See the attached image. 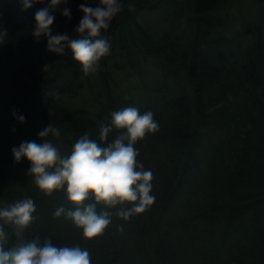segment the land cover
<instances>
[{
  "label": "trees",
  "instance_id": "16d2710c",
  "mask_svg": "<svg viewBox=\"0 0 264 264\" xmlns=\"http://www.w3.org/2000/svg\"><path fill=\"white\" fill-rule=\"evenodd\" d=\"M50 2L25 10L22 0H0V29L7 32L0 44V206L32 199L36 219L26 236L49 238L57 246L79 244L90 252L92 264H264V50L259 49V30L251 29L258 23L222 31L217 13L228 0H123V11L107 31L101 30L111 47L99 66L105 69L104 84L110 60L125 78H139L138 99L108 90L97 117L88 119L82 110L59 103L82 66L70 50L63 56L51 53L45 37L37 42L32 35L36 11ZM259 2L264 6V0ZM84 3L67 0L56 7L53 35L77 36L74 29L83 17ZM87 4L95 7L99 0ZM64 8L70 10V19L63 16ZM247 37L253 48L241 44ZM115 46L119 59L111 55ZM46 64L51 66L44 70ZM146 64L153 69H146ZM249 86L258 92L251 94ZM247 94L243 106L235 102ZM130 106L141 113L152 111L159 124L158 132L135 145L140 163L154 177L156 199L144 213L127 221L113 214L102 236L86 240L71 220L54 215L58 207L74 208L64 190L49 196L34 185L23 194L3 181L7 170L19 168L24 160L17 162L12 149L25 142L28 117L41 130L49 124L59 128V137L47 139L68 146V156L84 133L102 145L111 142L119 133L114 130L107 142L99 141L100 125L110 124L112 112ZM255 110L261 114L258 122ZM199 157L208 171L202 194L210 191V201L206 198V208L198 206L191 217L194 224L189 223L191 232L185 235L188 246L167 247L161 242L175 225L184 190L190 198L186 211L193 212L186 206L192 205L195 194L197 181L193 189L191 182L199 178ZM97 210L116 211L103 205ZM147 224L156 226L146 232ZM158 226L162 229L154 231ZM169 252L175 255L168 257Z\"/></svg>",
  "mask_w": 264,
  "mask_h": 264
},
{
  "label": "clouds",
  "instance_id": "9594fccd",
  "mask_svg": "<svg viewBox=\"0 0 264 264\" xmlns=\"http://www.w3.org/2000/svg\"><path fill=\"white\" fill-rule=\"evenodd\" d=\"M37 2L43 0H22L23 8L27 10ZM62 3L66 4L67 0H51L46 7L36 11L32 35L37 42L45 37L51 53L63 56L66 49L70 50L84 74H94L98 62L109 54L111 47L108 38L101 37V30L107 31L112 20L123 11V0H99L95 7L85 0L80 5L83 17L74 29L76 37L53 35V12ZM129 8L134 10L132 5ZM62 14L71 18L67 8ZM6 36V30L0 29V44L5 42ZM50 66L46 64L44 70ZM12 115L19 122L25 119L16 112ZM114 130L119 134L107 142ZM158 131L159 124L152 111L141 113L137 107L130 106L112 112L110 124L100 125L99 141L107 142L105 145L84 133L74 143L71 154L63 156L47 139L50 135L59 137L60 129L49 124L38 133L44 139L42 144L22 142L12 149V154L17 162L21 158L30 162L28 174L34 177L36 186L46 195L51 196L60 190L66 192L74 208L58 207L54 215L71 220L77 229L82 230L86 240H92L104 234L113 214L127 221L154 204L153 173L145 170L137 159L139 151L135 145ZM90 200L95 202H88ZM126 204L131 206L124 207ZM97 205L116 211H98ZM35 212L36 205L30 198L0 206V264H92L90 252L79 244L57 246L49 238L26 236V230L36 219ZM119 230L123 231V227Z\"/></svg>",
  "mask_w": 264,
  "mask_h": 264
},
{
  "label": "rangeland",
  "instance_id": "374dc122",
  "mask_svg": "<svg viewBox=\"0 0 264 264\" xmlns=\"http://www.w3.org/2000/svg\"><path fill=\"white\" fill-rule=\"evenodd\" d=\"M219 11L217 13V17L219 16L221 18V19L220 18L218 19L221 20L222 22V25H221L222 31H227V29H229L228 33L234 32L233 30L237 28L241 29L242 26L247 27L249 25L258 23L259 25L257 24V26H252L253 28L251 29L259 30L260 37L262 38V48H259V49L261 52H262V49L264 50V6H261L259 0H228V3L224 5L222 11L221 12ZM241 44H243L244 47H247V46L252 47V48L254 47L253 43L249 42V37L245 38L244 41L242 40ZM114 50L115 51L111 52L112 57L115 54H117L116 57H118L117 59H119L118 46H115ZM263 58H264V53L260 55V59H263ZM145 68L146 69L150 68L151 70L153 69V67H148V64L145 65ZM78 72L80 73V76L74 75L73 77L74 78L77 77L76 79L80 82H78L77 80L73 81L70 87V90L67 93H63V95L60 97L59 103L62 106H65L74 111L82 110V114L88 119H94L95 117H97L96 114L101 110L102 104L105 101L104 94L108 90L115 94L116 93L122 94L124 92L126 94H130L133 101H136L138 99L137 94L140 92L141 80L139 78H136L133 75L129 78H125L124 71H122L121 68L117 69L113 66V60L109 61V67L107 71L108 77H107L105 84L102 80L104 78L105 69L101 68L100 66L98 67L97 72L94 74L85 75L83 70H78ZM249 87L251 88V94L258 92V89H254V88L252 89L251 86ZM248 96H249L248 94L241 95L243 99H239L235 102L239 104L240 106H243V104L247 102ZM58 97H59L58 95L55 96V98H58ZM86 111H88L89 113H86ZM255 112L259 116L256 118L258 122L260 120L261 114L256 110ZM32 117L33 119H36L34 115H32ZM25 126H26V136H27V138L25 139V142L35 141L38 144H42L44 142V139L39 137L38 135V133L41 131V126H38L37 122L33 121L32 119H29L28 117V120L26 121ZM50 141L54 144V146H56L59 149L61 155L67 156V154L69 153L68 146H66L61 141H58V142H55L52 140ZM140 157L141 155L139 154L137 158L139 161H140ZM20 163L21 164L19 168H11L7 170L3 181H5V184L8 187L16 188L15 190L22 191L24 194L30 188L32 187L34 188V185L36 186V184L34 182V177L29 176L28 174L29 169L31 167L30 165H28V160L24 158V160L21 161ZM198 165L200 168L199 178H195L191 182L192 189H193L195 188L194 183L195 181H197L195 191L193 192V194L194 193L195 194L193 195L192 205L188 204L186 206V207H192L193 212L191 214H188L186 211V208L184 205H186L187 202L190 201V198L188 197L185 198L186 190H184L181 195V201L179 203V209L177 211V218L174 223L175 225L173 228L168 230V236L170 235V239L167 236L166 241L161 242L164 245L167 244V247L172 248L173 246H176L181 243H182L181 247L188 246L189 241L185 235L186 233L191 232L192 226H189L190 225L189 223L192 222L194 224L193 220H191V217L194 214H197V211L199 210L198 206L200 207L202 206V208H206L207 200L210 201L208 199V196L206 195V194H209L210 191H206L205 194H202L203 189H205L204 185L206 184L207 177H208L207 176L208 171H206L205 169L203 157L201 158L199 157ZM201 169H202V172H201ZM176 207L177 205H175V208ZM200 212L201 210L198 213ZM146 226L149 227L146 230V232H150L152 227L156 225L147 224ZM197 227H200V224H198ZM161 229L162 227L158 226L156 227L154 231H159ZM180 229H181V232H180ZM156 242H158V240ZM184 253L188 254V251L183 252L182 254ZM173 255H175V253L169 252L168 257H172Z\"/></svg>",
  "mask_w": 264,
  "mask_h": 264
}]
</instances>
